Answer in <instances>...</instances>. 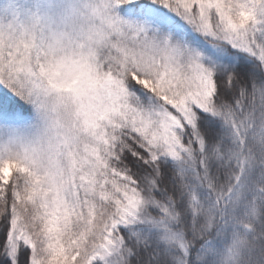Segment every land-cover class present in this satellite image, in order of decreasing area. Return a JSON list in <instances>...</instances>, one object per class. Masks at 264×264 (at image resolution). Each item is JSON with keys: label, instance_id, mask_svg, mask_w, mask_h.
I'll use <instances>...</instances> for the list:
<instances>
[{"label": "snow or ice", "instance_id": "1", "mask_svg": "<svg viewBox=\"0 0 264 264\" xmlns=\"http://www.w3.org/2000/svg\"><path fill=\"white\" fill-rule=\"evenodd\" d=\"M0 264H264V0H3Z\"/></svg>", "mask_w": 264, "mask_h": 264}, {"label": "rangeland", "instance_id": "2", "mask_svg": "<svg viewBox=\"0 0 264 264\" xmlns=\"http://www.w3.org/2000/svg\"><path fill=\"white\" fill-rule=\"evenodd\" d=\"M3 2V0H0V3H2Z\"/></svg>", "mask_w": 264, "mask_h": 264}]
</instances>
